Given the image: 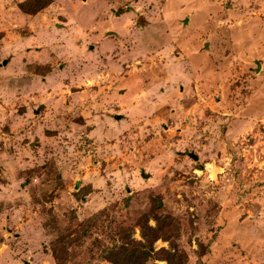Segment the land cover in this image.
I'll return each instance as SVG.
<instances>
[{
  "label": "rangeland",
  "instance_id": "rangeland-1",
  "mask_svg": "<svg viewBox=\"0 0 264 264\" xmlns=\"http://www.w3.org/2000/svg\"><path fill=\"white\" fill-rule=\"evenodd\" d=\"M24 2L0 0V264H111L146 225L149 264H264V0Z\"/></svg>",
  "mask_w": 264,
  "mask_h": 264
},
{
  "label": "trees",
  "instance_id": "trees-1",
  "mask_svg": "<svg viewBox=\"0 0 264 264\" xmlns=\"http://www.w3.org/2000/svg\"><path fill=\"white\" fill-rule=\"evenodd\" d=\"M48 3H50V0H25L21 5V9L29 13H34L40 11ZM156 230L157 226L152 227L146 225L142 233L143 241L132 240L130 235L125 232L119 236L118 243L113 242L110 246H106L101 250L102 257L111 264H149L148 260L150 258H161L170 261V258L164 256V254H169V251L165 249L156 251L153 248V240L158 235L156 234ZM150 233H153V235L150 236Z\"/></svg>",
  "mask_w": 264,
  "mask_h": 264
},
{
  "label": "water",
  "instance_id": "water-1",
  "mask_svg": "<svg viewBox=\"0 0 264 264\" xmlns=\"http://www.w3.org/2000/svg\"><path fill=\"white\" fill-rule=\"evenodd\" d=\"M4 64H5V62H4ZM189 155L192 156V157L195 158V159H196V157H197V156H195V155L192 154V153H190Z\"/></svg>",
  "mask_w": 264,
  "mask_h": 264
}]
</instances>
